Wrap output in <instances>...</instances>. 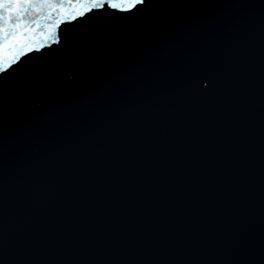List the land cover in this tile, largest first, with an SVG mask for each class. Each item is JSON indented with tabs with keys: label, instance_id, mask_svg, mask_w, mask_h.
Wrapping results in <instances>:
<instances>
[{
	"label": "water",
	"instance_id": "1",
	"mask_svg": "<svg viewBox=\"0 0 264 264\" xmlns=\"http://www.w3.org/2000/svg\"><path fill=\"white\" fill-rule=\"evenodd\" d=\"M89 16L0 75V264H264V0Z\"/></svg>",
	"mask_w": 264,
	"mask_h": 264
},
{
	"label": "snow or ice",
	"instance_id": "2",
	"mask_svg": "<svg viewBox=\"0 0 264 264\" xmlns=\"http://www.w3.org/2000/svg\"><path fill=\"white\" fill-rule=\"evenodd\" d=\"M145 3L146 0H0V75L14 71L23 57L60 45L61 24L89 18V14L131 16Z\"/></svg>",
	"mask_w": 264,
	"mask_h": 264
}]
</instances>
